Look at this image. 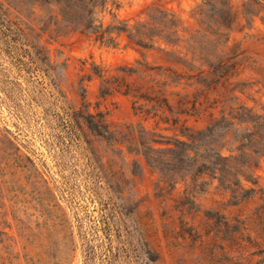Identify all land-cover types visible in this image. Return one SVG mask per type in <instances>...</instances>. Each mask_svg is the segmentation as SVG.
Returning <instances> with one entry per match:
<instances>
[{
    "label": "rangeland",
    "instance_id": "1",
    "mask_svg": "<svg viewBox=\"0 0 264 264\" xmlns=\"http://www.w3.org/2000/svg\"><path fill=\"white\" fill-rule=\"evenodd\" d=\"M57 14L0 0V264H264V0Z\"/></svg>",
    "mask_w": 264,
    "mask_h": 264
},
{
    "label": "trees",
    "instance_id": "2",
    "mask_svg": "<svg viewBox=\"0 0 264 264\" xmlns=\"http://www.w3.org/2000/svg\"><path fill=\"white\" fill-rule=\"evenodd\" d=\"M42 3L47 5H57L58 14L55 18L59 17L62 22L68 26H75L83 33H88L94 37V40L100 43L112 45L114 42L113 35L125 34L127 37H133L135 32L140 30L135 26H129L127 23L118 21L114 16L112 23L105 26L98 20V14L104 12L108 0H41ZM168 15V14H166ZM170 20H173L172 15ZM151 20V17H148ZM148 25V23H146ZM140 26H144L140 24ZM101 122L97 123L100 127Z\"/></svg>",
    "mask_w": 264,
    "mask_h": 264
}]
</instances>
